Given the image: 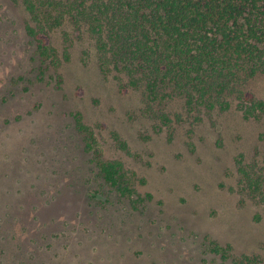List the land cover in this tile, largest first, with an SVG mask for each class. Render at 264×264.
<instances>
[{
    "label": "rangeland",
    "instance_id": "obj_1",
    "mask_svg": "<svg viewBox=\"0 0 264 264\" xmlns=\"http://www.w3.org/2000/svg\"><path fill=\"white\" fill-rule=\"evenodd\" d=\"M27 19L0 0V264H264V204L241 193L236 165L263 161L264 112L196 119L173 102L165 123L103 77L70 25L52 35L62 52L69 31L70 57L42 66ZM246 87L264 100V74ZM79 116L137 201L103 202Z\"/></svg>",
    "mask_w": 264,
    "mask_h": 264
},
{
    "label": "trees",
    "instance_id": "obj_2",
    "mask_svg": "<svg viewBox=\"0 0 264 264\" xmlns=\"http://www.w3.org/2000/svg\"><path fill=\"white\" fill-rule=\"evenodd\" d=\"M13 1L28 15L25 29L42 66L70 57L69 31L63 33L62 52L52 36L70 25L92 42L103 77L112 76L120 93L140 91L146 110L165 123L173 102L196 119L232 108L244 119L264 112V100L246 87L264 74V0ZM77 124L92 152L96 181L109 187L103 202L109 204L116 196L137 201L124 179L123 163L103 159L93 130L80 116ZM236 165L241 193L264 204V159L244 162L240 155ZM100 192L96 189L91 196L98 200ZM245 259L240 264H250Z\"/></svg>",
    "mask_w": 264,
    "mask_h": 264
}]
</instances>
